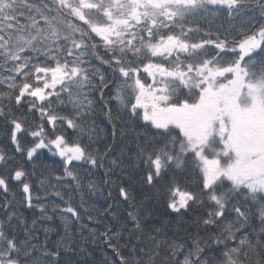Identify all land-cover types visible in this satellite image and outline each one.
Instances as JSON below:
<instances>
[{"label":"snow or ice","instance_id":"1","mask_svg":"<svg viewBox=\"0 0 264 264\" xmlns=\"http://www.w3.org/2000/svg\"><path fill=\"white\" fill-rule=\"evenodd\" d=\"M0 132V264H264V0H0Z\"/></svg>","mask_w":264,"mask_h":264},{"label":"trees","instance_id":"2","mask_svg":"<svg viewBox=\"0 0 264 264\" xmlns=\"http://www.w3.org/2000/svg\"><path fill=\"white\" fill-rule=\"evenodd\" d=\"M216 23H224L223 20L217 21ZM125 118L127 119L128 124L131 125L132 128H135L137 131L145 132L151 135L152 133L149 132L147 128H142L141 123L139 121H136L134 117H128L127 113L124 114ZM97 129H98V136L95 138L96 143L93 145L94 148H99L101 151H104L106 148L113 149L115 153H118L121 148H125V145H131V139L128 135L121 136L119 132L116 134L115 137L112 135V123L108 121L106 117L101 116L96 121ZM130 131L129 128H125V132L128 133ZM7 146L9 149H11V145L8 144V142L4 139L3 133L0 132V147ZM125 151H128L127 148H125ZM107 159V158H106ZM38 164L47 165L49 169L55 170L57 174H60L58 172L59 169V158L56 156H53L52 154L48 153L45 150V155L42 157L41 161H37ZM107 165L105 164V167ZM95 173V178L97 181L101 180L103 176V168L100 169H91ZM38 177H40V171H37L35 176L33 177V183L34 185L38 184ZM195 177H193V180ZM10 187L15 192V199L17 201L16 204V210L21 213L25 218L31 220L33 217H39L40 213L36 209H27L22 203L19 201L22 200V193L19 190V186L16 184H11ZM103 187V185H102ZM154 189L150 188H143L142 193L144 195H147L149 197L152 196ZM44 195V189L39 187H34L33 195ZM115 194V193H114ZM4 193L0 192V202H2ZM11 199V197H9ZM51 199V197H49ZM107 199L106 194L101 193L99 195H96L91 203L94 204L96 207L103 208L104 201ZM59 203V201H56ZM33 203H36L34 200ZM126 207V205L121 204V208ZM131 210V209H129ZM152 211L154 212L153 217L151 218V223H154L156 227H159V223H156L157 221L161 220H171L172 223L169 225L170 229L172 231H175L177 227H184L183 224L178 223L179 220L189 221L190 222V216L186 214L185 216L181 218L175 217L174 214H169L170 210H167L163 206V202L160 201L157 203L156 201H152ZM182 234V233H181ZM56 237L53 236L52 239H55ZM89 252L91 255L88 257V264H103V260L105 256L109 260L114 259L111 250L105 249L104 246L101 244L98 247H89Z\"/></svg>","mask_w":264,"mask_h":264}]
</instances>
